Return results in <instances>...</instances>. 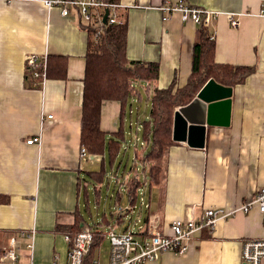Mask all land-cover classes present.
<instances>
[{
  "label": "crops",
  "instance_id": "crops-1",
  "mask_svg": "<svg viewBox=\"0 0 264 264\" xmlns=\"http://www.w3.org/2000/svg\"><path fill=\"white\" fill-rule=\"evenodd\" d=\"M117 1L127 7L128 59L158 62L161 71L153 83L137 81V90L124 106L104 103L102 130L108 138L121 132L123 139L111 163L107 153L81 157L89 36L81 28L80 15L72 10L65 17L61 8H48L44 0H0V260H7L16 238V253L23 264H69V242L57 227L72 225L75 214L83 219L84 229L92 232L96 225L95 231L106 236L110 228L120 234L131 232L117 228L132 209L128 186L134 179L141 182L137 204L140 200L147 212L135 233L139 237L147 236L155 219H159V230L170 234L173 221L199 220L214 208L234 209L264 186V0H185L224 13L210 27L217 63L255 66L257 71L233 87L230 127H210L203 149L186 143L173 146L163 162L160 184L149 181L150 165L143 162L150 148L143 122L150 120L154 88H167L174 79L178 88L186 86L199 26L183 21L178 12L164 21L163 6L181 0ZM227 13L251 15L242 17L234 28ZM32 54L66 58L67 79H49L43 89L29 88L26 61ZM141 89L147 95V106L144 111L138 107L135 126L134 103L138 99L140 104ZM35 137H40V143L27 144ZM125 151L134 158L132 170L137 172V165H142L145 180L125 177L122 187L115 190L116 209L109 213L104 209L99 221L89 224L81 202L90 210L92 185L96 203H100L105 184L110 187L108 170L118 177L115 169L124 162ZM101 170L106 173L103 182L85 181L88 173ZM247 239H264V216L256 207L218 221L213 231L196 234L186 254L164 253L146 264H243Z\"/></svg>",
  "mask_w": 264,
  "mask_h": 264
},
{
  "label": "trees",
  "instance_id": "trees-1",
  "mask_svg": "<svg viewBox=\"0 0 264 264\" xmlns=\"http://www.w3.org/2000/svg\"><path fill=\"white\" fill-rule=\"evenodd\" d=\"M118 2L117 0H110ZM185 2V0H181ZM117 19L121 23L109 24L100 20L97 14L93 22L83 24L89 36L88 50L85 57L84 92L81 118V148L88 155L102 156L108 154L112 161L122 147L121 132L108 138L101 128L102 109L105 102H119L122 106L134 94L137 81L153 83L160 77L158 62L131 61L127 57L128 15L125 10L117 11ZM101 31V38L95 39ZM215 35L210 27L199 26L193 46L192 70L185 87L178 88L176 79L164 89L154 88L151 97L150 120L143 122V131L150 138V148L143 157V162L149 164L148 179L153 184H160L163 179V162L169 150L178 145L173 140L174 115L178 108L191 103L203 86L210 80L225 87H235L256 73L255 66H235L216 62ZM27 71V70H26ZM68 77V62L64 57H48V79L65 80ZM28 87L34 86L35 80L27 71ZM112 161L111 163H113ZM106 173L104 170L88 173L87 182L101 183ZM136 181V182H135ZM141 182L136 179L128 186L130 207L137 204L136 190ZM118 220V219H117ZM93 230V243L85 264H96L95 252L105 240L106 234ZM72 240L84 231L83 219L75 214L72 225L58 226ZM166 234V233H164ZM170 235V234H167Z\"/></svg>",
  "mask_w": 264,
  "mask_h": 264
},
{
  "label": "built area",
  "instance_id": "built-area-1",
  "mask_svg": "<svg viewBox=\"0 0 264 264\" xmlns=\"http://www.w3.org/2000/svg\"><path fill=\"white\" fill-rule=\"evenodd\" d=\"M48 8L59 7L63 16L70 15L75 10L81 17L83 24L93 22L94 15L97 14L100 20L104 21L108 12L106 22L109 24L121 23L117 19L118 10H126L127 7L110 0H44ZM166 13L164 21L169 20L172 13L181 14L183 21H192L198 26L211 27L219 20L223 12L213 11L198 6L190 5L180 1L177 3L163 6ZM227 18L232 27L240 25V20L249 13H227ZM101 38V31L96 33L95 39ZM26 70L31 73L35 80L36 88H45L48 82V57L40 55H29L26 61ZM52 118V116H48ZM40 137L29 140L27 144L40 143ZM88 156L84 148L81 149V157ZM257 208L264 216V186L260 188L255 196L234 209L214 208L206 210L199 220L177 219L171 223L170 235L164 234L159 230V219H155L149 226L146 237H139L132 232L117 233L114 228L107 231L110 241L109 264H146L155 261L164 253L184 255L188 252L191 243L199 232L209 229L214 230L220 220H227L236 216L238 213H249L253 208ZM24 235V234H22ZM68 242L71 240L68 238ZM94 235L91 229L86 228L82 233L72 240L69 249V264H85L93 243ZM16 238L12 239L11 245L6 255V259H1L0 264H23L20 262L16 253ZM264 262V239H247L243 243L242 263L243 264H263ZM29 264H34L32 261ZM97 264V263H96Z\"/></svg>",
  "mask_w": 264,
  "mask_h": 264
},
{
  "label": "water",
  "instance_id": "water-1",
  "mask_svg": "<svg viewBox=\"0 0 264 264\" xmlns=\"http://www.w3.org/2000/svg\"><path fill=\"white\" fill-rule=\"evenodd\" d=\"M107 16L108 12L104 22ZM232 96L233 88L222 86L214 80L208 81L191 103L176 110L173 140L186 143L191 148H205L210 127H230Z\"/></svg>",
  "mask_w": 264,
  "mask_h": 264
},
{
  "label": "rangeland",
  "instance_id": "rangeland-1",
  "mask_svg": "<svg viewBox=\"0 0 264 264\" xmlns=\"http://www.w3.org/2000/svg\"><path fill=\"white\" fill-rule=\"evenodd\" d=\"M141 93H142V100H140V104L138 102V99H135L136 103H134L135 108L133 112H135V116H134L135 126L137 125L136 118H137L138 107H140L141 110L143 108V111H144L147 106V102H146L147 95L143 89H141ZM131 149H132V152H134V147ZM125 154H126V151H125ZM122 160H124V162L121 164V166L118 169L117 168L115 169V171H117L116 173L118 177H116L114 173L110 171V169L108 170V179L110 182V187L107 188L108 185L105 184L104 189H102L101 191L100 203L99 204L96 203L95 188L92 185H90V190H91L90 210L85 209L86 204H84V201L82 200L81 202L82 211L89 224L97 223L100 219V216L103 214L104 209L107 210V213L110 212L111 208L116 209L115 202L117 198V192L115 190H118L117 188H120V186L122 187L121 182L124 180L125 177H129L133 179L135 176H138L139 180L141 181L145 180V176L143 174V167L141 164L137 165L138 173L132 170L134 168V158L132 156H128L127 154L122 155ZM123 174H124V177H122ZM118 180H119V183H117ZM107 195L109 196V198H106ZM126 201L127 199L126 197H124L123 202L126 203ZM146 213H147L146 209L141 208V201L139 200L138 204L134 208H132L129 212L126 213L124 217V222L122 226L117 228L118 229L117 231H122L125 228H128L129 231H131L132 233L134 234L138 233L139 227L144 222ZM110 250H111L110 241L108 237L106 236L104 242L101 243V245L95 252L96 263L97 264H109Z\"/></svg>",
  "mask_w": 264,
  "mask_h": 264
}]
</instances>
